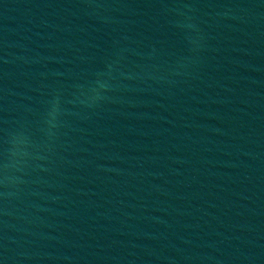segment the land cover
<instances>
[{
  "label": "water",
  "instance_id": "water-1",
  "mask_svg": "<svg viewBox=\"0 0 264 264\" xmlns=\"http://www.w3.org/2000/svg\"><path fill=\"white\" fill-rule=\"evenodd\" d=\"M0 264H264V0H0Z\"/></svg>",
  "mask_w": 264,
  "mask_h": 264
}]
</instances>
